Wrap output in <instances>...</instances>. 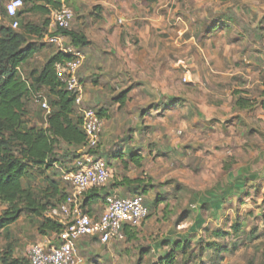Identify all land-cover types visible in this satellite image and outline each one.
Listing matches in <instances>:
<instances>
[{
	"label": "rangeland",
	"instance_id": "374dc122",
	"mask_svg": "<svg viewBox=\"0 0 264 264\" xmlns=\"http://www.w3.org/2000/svg\"><path fill=\"white\" fill-rule=\"evenodd\" d=\"M97 4L104 5L105 21L99 24L91 18ZM69 5L75 11L71 29L92 43L101 39L99 47L106 49L95 59L103 68L91 66L92 75L83 80L100 103L86 105L110 111L112 119L104 122L109 148L133 147L145 157L142 168L131 169L144 181L150 208L134 240L100 241L113 251L109 260L77 250L83 264H138L142 249L149 251L142 264H151L168 249H158L162 239L188 236L199 218L210 229L229 230L236 220L245 223V232L235 241L238 248L223 264H264V221L259 216L264 213V185L257 193L248 185L231 188L238 178H251L248 169L264 170V0H70ZM221 17L235 18L236 31L208 34ZM243 30L250 34L239 37ZM55 50L47 44L23 67L24 78L42 68L47 53ZM85 68L86 63L79 76ZM130 88L121 109L111 97ZM234 91L251 98L254 106L235 107ZM40 92L49 103L48 91ZM26 109L31 123L41 125L47 117L38 96L27 99ZM29 184L37 189L43 180H25ZM157 196L163 201L153 208L150 203ZM219 200L224 205L220 209ZM4 208L0 203V213ZM185 212L189 217L181 220ZM40 235L36 221L23 216L8 234L0 235V250L12 243L15 257L28 260L29 248L41 243ZM201 236L203 231L192 237L189 252L199 253ZM209 256L202 257L203 264H214ZM198 262L193 258L189 264Z\"/></svg>",
	"mask_w": 264,
	"mask_h": 264
},
{
	"label": "trees",
	"instance_id": "16d2710c",
	"mask_svg": "<svg viewBox=\"0 0 264 264\" xmlns=\"http://www.w3.org/2000/svg\"><path fill=\"white\" fill-rule=\"evenodd\" d=\"M8 1L10 0H0V203L5 206L0 213V235L8 234L10 226L23 216H31L36 221L39 234L58 236L63 230L62 224L48 217L46 213L63 202L67 195L64 179L59 175L61 174L59 167L68 171L74 169L79 149L86 142L82 130V117L78 112L75 97L59 80L55 70L56 63L70 60L72 56L57 51L46 60L42 68L32 69L27 78H24L22 69L45 47V43L40 41L50 24V14L53 10H58L62 2L61 0H23V7L18 10L15 18H11L6 11ZM68 3L70 4V0ZM75 10L76 13L79 12L78 7ZM27 15L40 16L42 20L40 22L26 20L24 17ZM91 16L95 21L102 20V5H95ZM14 21H18L19 29L12 27ZM236 25L238 21L235 18L221 17L207 32L211 35L218 31L230 34L236 31L234 27ZM59 32L69 36L71 43L77 48L85 47L90 43L82 32L72 29ZM240 34L239 37L250 32L243 30ZM43 89L49 93L51 113L41 125H38L28 120L26 101L30 96L39 95ZM131 90V88L123 90L111 97L112 102L119 104L122 109L129 99ZM234 95L235 107L246 110L254 106V101L240 95V91H234ZM97 111L102 119L112 117L105 107H100ZM129 149L125 152L120 148L112 157L121 160L127 167L128 161L124 160L127 156L129 162L141 168L145 157L138 152V149L133 147ZM97 152L99 153V148ZM109 161L108 159L107 163L110 167ZM36 177H41L43 180V185L39 188H34L32 184L25 185V180L32 182ZM237 180L239 182L235 184L234 190H243L249 182V178L244 177ZM128 183L136 184L143 195L147 190L145 186L141 188L144 184L141 177L128 179ZM255 192L257 193L258 189ZM246 194H250V191H246ZM109 195L112 193H109L105 187L90 189L83 196V207L92 209L99 202L106 204ZM162 201L163 198L157 196L150 203L151 207L157 208ZM220 202L222 200H219L218 209L224 206ZM204 204V207L208 205V203ZM249 214L253 213L250 211ZM259 216L264 221V213ZM188 217L189 214L185 212L181 220ZM205 224L206 221L199 218L197 224L191 227L188 236L178 240L172 237L162 239L157 245L158 249L165 247L168 249L160 252L151 264H189L193 258H198V264H203L202 257L206 253H210L209 260L214 264H223L227 254L238 248L235 241L245 232L243 227L245 223L236 220L229 230L224 227L210 229ZM135 229L137 228H126L127 240L136 238ZM198 231L205 233V237L198 238L199 253L189 252L192 237ZM250 234H254V231ZM229 237L233 238V243L229 241ZM14 249L11 243L0 250V264H30L29 260L15 257ZM148 252L141 250L137 259L138 264L143 263V257Z\"/></svg>",
	"mask_w": 264,
	"mask_h": 264
},
{
	"label": "built area",
	"instance_id": "2783aa9c",
	"mask_svg": "<svg viewBox=\"0 0 264 264\" xmlns=\"http://www.w3.org/2000/svg\"><path fill=\"white\" fill-rule=\"evenodd\" d=\"M58 10L52 12V21L46 38L55 45L58 51L72 56L70 60L55 64L57 77L64 83L67 90L75 97L78 112L82 117V130L86 142L79 149V156L74 162V169L65 172L64 181L70 186L71 192L58 206L51 208L46 215L59 221L62 232L58 240L51 244L37 243L28 250L30 264H83L77 254V243L83 237H97L102 243L123 241L126 239V228H139L150 215V208L141 192L120 197L109 195L105 211L99 217H93L83 211L82 198L93 188L106 187L113 173L107 161L100 157L97 148L104 132V120L97 110L84 104L85 91L79 77V69L85 62V54L75 47L69 36L60 30H69L75 20L74 10L61 0ZM23 0H10L6 11L15 18ZM13 28L18 27L14 21ZM47 116L51 107L41 94L37 95Z\"/></svg>",
	"mask_w": 264,
	"mask_h": 264
},
{
	"label": "crops",
	"instance_id": "0c3cea01",
	"mask_svg": "<svg viewBox=\"0 0 264 264\" xmlns=\"http://www.w3.org/2000/svg\"><path fill=\"white\" fill-rule=\"evenodd\" d=\"M67 4L69 5L68 0H67ZM101 5L103 7V19L100 20V21H95L94 18L91 17L92 20H93V22H95L96 24L103 23L105 21L104 5L103 4H101ZM92 10H91V12H92ZM52 12L50 14V24H51V21H52ZM28 16H30L29 17V20H33L34 18L35 19L37 18L36 19V22H39V19L38 18H41L40 16H36V15H27V18H28ZM0 20H1V15H0ZM12 24H13V22H12ZM50 24H49V26L47 28V31L45 32L43 38L40 41V42L45 43V47L39 53H42L43 51H45V49L47 47V44H51V43L48 42V40L46 38V35H47L48 31H49ZM88 40L90 41V43L87 46L82 47V48H78L81 52H83L85 54V62L84 63H86V67H87V68H85V70H87V71H82L81 70V73H80V76H79L80 77V80H81V82L83 84V86L85 85V81H83V80H86V78H88L90 75H92V72H91L92 67L91 66H94L95 69L97 67H98V69H100V67L103 68V66H101V65H98V66L96 65L95 59L97 58V54L98 53L104 52L106 50L105 48H100L99 47L101 39H99L100 41L98 43H96V44L95 43H92V41L89 38H88ZM51 45H53V44H51ZM53 46H55V45H53ZM57 51H58V49L56 47V50L53 53H47L48 58L52 54H54L55 52H57ZM99 57L100 56H98V58ZM98 58H97V60H98ZM93 62H94V64H93ZM110 64H111V62H110ZM89 67H91V68H89ZM89 86H90V84L87 81L86 82V89L84 87V91H85L84 104L85 105L86 104H95V105L97 104V105H99L100 101L98 100V98L91 97V95L89 94L90 93L89 91L91 90L89 88ZM94 87L97 88L98 86L96 85ZM99 108H100V106H99ZM111 119H112V117L110 119H103V120L105 122V120L110 121ZM108 145H109V138H108L107 131H106V134H105V129H104V132H103V135H102V140H101L100 145L98 147L99 148V153L98 152L97 153H98V155L100 157L104 158L106 161L108 159L110 160L109 161L110 162V169H111V171L113 173V176H112V179H111L110 183L108 184L109 188H106V190H108L109 193H112V195L120 196V197L132 195L134 193H137V192L141 191V190H138V187L135 186L136 184L134 185V184H129L128 183V179L134 180V179H138L139 178V176L137 177V176H135V175L132 174V169H131L132 167L133 168H139V167H136L133 163L129 162L127 156L124 157V160L128 161L127 167H125V164L122 163L121 160H118L115 157L114 158L112 157V156L116 155L117 152H119V149L120 148L118 150H116V149H113V148H109ZM98 148H97V151H98ZM129 148H132V147H129ZM129 148L124 147L122 149L125 152H128L130 150ZM59 171L61 173L59 175H61L63 177V175L65 174V172H67L68 170H66V168L63 169V168H60L59 167ZM245 171H246L245 168L240 169V172L241 173H244ZM248 171L249 172H253V174H251V178L249 179V182L250 183L247 184V185H248V188L251 189L252 192L253 191L255 192L257 189H259V185H261V184L264 185V181L262 180L264 178V170L261 172L262 174L261 173H258L256 171H252L251 169H248ZM117 182H118V185H116ZM237 182H239V181H234V183H232V186L230 185L231 188L235 187V184ZM63 184H64V186L66 188L65 189L66 194L68 195L71 192L70 186H68L65 181L63 182ZM141 188H143V187H141ZM232 190H234V189H232ZM145 201H146V199H145ZM102 204H104L103 205V208H102ZM105 207H106V204L105 203L99 202V203L95 204L92 207V209L84 208L83 207V198H82V208H83V211L85 213L93 216V217H99L105 211ZM38 240H39V242L44 243V244L45 243L46 244H51V243L56 242L58 240V238H57V236L55 234H48V235H40ZM95 241H99L100 242L99 238H97V237H83V238H81L78 241V243H77V250H78V252L86 253V255L87 256H90V257H96V256H98L101 259L105 258L106 260H109L107 256L111 255L113 251H111L110 248L108 249L109 251H106V249L103 247V245H102L101 242H100L101 245L100 244L99 245H96ZM107 244H110V243H107ZM101 259H99V261ZM83 262H84V260H83Z\"/></svg>",
	"mask_w": 264,
	"mask_h": 264
}]
</instances>
